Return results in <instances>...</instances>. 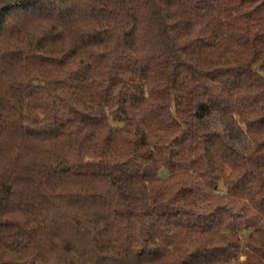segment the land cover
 Segmentation results:
<instances>
[{
	"label": "trees",
	"instance_id": "trees-1",
	"mask_svg": "<svg viewBox=\"0 0 264 264\" xmlns=\"http://www.w3.org/2000/svg\"><path fill=\"white\" fill-rule=\"evenodd\" d=\"M167 259L264 264V0H0V264Z\"/></svg>",
	"mask_w": 264,
	"mask_h": 264
},
{
	"label": "rangeland",
	"instance_id": "rangeland-1",
	"mask_svg": "<svg viewBox=\"0 0 264 264\" xmlns=\"http://www.w3.org/2000/svg\"><path fill=\"white\" fill-rule=\"evenodd\" d=\"M205 112H206V111H205ZM160 175H161L162 178H166V177H167V173H166V171H161ZM225 192H226V189H225V187L221 184V185L219 186L218 193H220V194H224ZM250 213H252V212H250ZM248 233H249V232H248V231H245V230H240V231H239V236H240V238H241L243 244L245 243L246 236L248 235ZM241 259H243V257H242ZM166 264H174V263L171 262V260H168V259H167V260H166ZM193 264H213V263H212V261L209 260V259H199V260L195 261Z\"/></svg>",
	"mask_w": 264,
	"mask_h": 264
}]
</instances>
